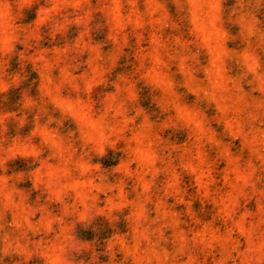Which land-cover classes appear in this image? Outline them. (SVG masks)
<instances>
[{
  "label": "clouds",
  "instance_id": "clouds-1",
  "mask_svg": "<svg viewBox=\"0 0 264 264\" xmlns=\"http://www.w3.org/2000/svg\"><path fill=\"white\" fill-rule=\"evenodd\" d=\"M0 264H264V0H0Z\"/></svg>",
  "mask_w": 264,
  "mask_h": 264
}]
</instances>
